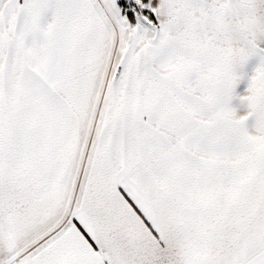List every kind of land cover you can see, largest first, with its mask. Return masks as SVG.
I'll return each mask as SVG.
<instances>
[{
	"label": "snow or ice",
	"instance_id": "6c2138e0",
	"mask_svg": "<svg viewBox=\"0 0 264 264\" xmlns=\"http://www.w3.org/2000/svg\"><path fill=\"white\" fill-rule=\"evenodd\" d=\"M0 264H264V0H0Z\"/></svg>",
	"mask_w": 264,
	"mask_h": 264
}]
</instances>
